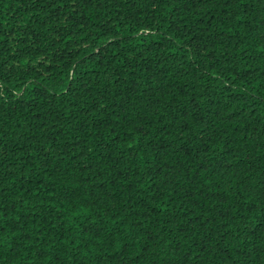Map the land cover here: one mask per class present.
Segmentation results:
<instances>
[{"label":"trees","instance_id":"16d2710c","mask_svg":"<svg viewBox=\"0 0 264 264\" xmlns=\"http://www.w3.org/2000/svg\"><path fill=\"white\" fill-rule=\"evenodd\" d=\"M0 264H264V0H0Z\"/></svg>","mask_w":264,"mask_h":264}]
</instances>
